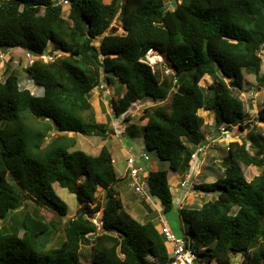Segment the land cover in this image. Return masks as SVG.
I'll list each match as a JSON object with an SVG mask.
<instances>
[{"label": "trees", "instance_id": "16d2710c", "mask_svg": "<svg viewBox=\"0 0 264 264\" xmlns=\"http://www.w3.org/2000/svg\"><path fill=\"white\" fill-rule=\"evenodd\" d=\"M69 2L66 20L54 0H0V48L39 54L52 44L65 54L25 68L43 89L41 96L21 88L15 74L0 81V220L12 222L0 226V264H81L85 244L93 251L92 264H169L161 227L140 223L124 209L108 148L96 156L71 150L76 141L67 134L102 139L114 134L97 122L89 96L102 78L108 83L115 78L125 88L120 98H110L115 118L128 122L132 106L149 101L141 117L145 148L173 172L187 173L189 145L204 142L199 111L214 113L216 124L227 130L247 128L241 125L245 113L237 93L243 92L245 74L264 85L258 55L264 48V0H182L172 9L165 0ZM117 14L121 35L111 27ZM149 49L163 56L173 78L144 62ZM205 76L212 80L207 87L200 85ZM258 120L264 121V107ZM50 131L55 136L49 142ZM125 132L136 137L132 124ZM246 144L230 142L222 176L194 187L216 194L213 200L179 210L199 264H231L238 253L249 264H264V170L250 181L244 175L250 166L264 169V154H251ZM145 182L162 213L170 212L167 172L151 171ZM53 185L78 201L63 226L44 214L20 211L30 200L67 217L68 206ZM99 190L105 192L104 204ZM99 211L103 227L97 232L89 219ZM60 231L63 239L54 247Z\"/></svg>", "mask_w": 264, "mask_h": 264}, {"label": "rangeland", "instance_id": "374dc122", "mask_svg": "<svg viewBox=\"0 0 264 264\" xmlns=\"http://www.w3.org/2000/svg\"><path fill=\"white\" fill-rule=\"evenodd\" d=\"M105 1L109 2V0ZM184 1L186 3L189 2V0ZM67 15L68 8H63V17L66 20ZM112 25V27L116 26V33L118 35L123 34V30L121 28L120 22L118 21V18L116 21H112ZM48 47L52 48L53 45L49 44ZM0 54L9 58V61L5 64V71L3 72V75L1 76L2 73L0 74V81L4 82L8 75L15 74L19 78L21 88H27L35 96H41L43 93V89L36 86L25 72L26 64L24 60V52L19 48H0ZM260 58L262 60V73H264V50H262ZM145 61L150 66H152L153 69H157L158 71L164 73V75L171 76L172 78L174 77L172 74L173 69L159 53L152 52V54L148 56V59ZM112 79V89L109 88L111 92L110 98L116 100L117 98H120L122 96L125 88L118 81L116 82L114 78ZM211 82L212 80L206 76L200 81V85L203 87H207ZM237 94L239 95V98L243 102L244 106L245 119L243 122H241L242 127H247L244 130H242L239 126H234L231 127L230 130H227L223 125L216 124V120L213 118L214 113L199 111V115L202 116L206 122V124L203 125L202 128L205 142H203V144L211 143V145L209 144L210 146L207 145L208 150L205 157L206 160L212 158L213 169L211 171H207L206 168H203L199 172V169H201V165L199 166L198 163L202 160V158L198 157L197 164L194 165L195 167H193V169H189V171L183 175L176 173L177 178L174 177L173 174H175V172H173L169 168L168 163L165 161H161L156 151H149L144 146L141 133L145 121H143L141 117L143 115L144 109L149 107L151 103L145 100L133 105L131 110L126 114V118L129 119V121L126 122L124 118H115L111 110L110 99H106L102 95V92L96 94L94 91H92L89 96V101L92 105L93 113L97 122L105 123L108 128L113 131L114 134L109 135L107 139H102L100 137L83 136L80 134L68 133L67 135H70V137L73 136L76 141L75 146L71 150H81L89 155L96 156L100 146L106 145L107 147L108 143H110V141L113 139V165L117 175L126 176L127 165L126 159L123 160V155L125 154L124 151L130 153V155L135 157L136 160L140 159L138 166L142 168L144 175H148L151 171L154 170V168L156 169L155 171L167 172L170 191L173 197V209L166 214H162V218L168 223V226L173 235L177 238L183 239L187 235V228L183 221L180 219L179 206H182V208L200 207L203 203L211 201L216 197V194L213 193L205 194L195 191L194 187L198 184L203 183L204 181H206L207 183L208 181L213 182L218 177L222 176V173L226 166L225 158L227 157L228 153V144L233 141L241 142L245 140L247 142L246 148L251 154H256L259 156L264 154V121L258 120V112L264 105V85H260L254 75L245 74L243 92ZM253 104L255 105V107L253 106ZM111 124H116L115 129ZM131 124L136 127V137L133 139L129 138L127 136V133L124 131V129ZM222 129L226 130V134L222 133ZM48 133V141L50 142L55 136V132L50 131ZM191 149L195 150V147H191ZM143 154L148 156L147 161H144L143 158H141ZM263 170L264 169H259L254 166L244 168V175L246 180L250 181L254 176L258 175ZM127 179L129 181V184H126L121 189L125 202L127 204L131 203L135 207H137L139 211L144 212L145 207H148L147 204L151 206L153 201H158L152 197L150 201H146V199L140 197L135 193L133 187L131 186L129 178ZM184 180H187L188 183L184 188H181L180 184ZM53 188L56 195L68 206L67 217L59 218L58 216L49 213V211L43 210L30 200L24 201L23 208L20 211H27L33 215L39 213L44 214L47 219L59 220L63 226L68 221V219L75 214L78 207V201L76 199V196L74 194H70L66 189L60 188L58 185H53ZM144 191L145 193H147L145 188ZM183 196L187 198V200L183 201ZM98 199L101 204H104L105 200H102V196L98 195ZM19 216L20 215L18 213L13 214V218H15V220H18ZM159 222L160 221H158L157 219L156 223ZM11 224V220H7L5 222H2L0 220V226H10ZM62 239L63 233L62 231H60L54 241L51 242V245L54 247L57 246ZM89 239H91V237ZM168 252L171 256L172 251L170 247L168 248ZM93 258L94 254L90 245H82L80 251L81 264H92ZM233 260L234 258H232V261ZM202 261L203 264H207L206 261ZM255 264L263 263L257 261L255 262Z\"/></svg>", "mask_w": 264, "mask_h": 264}, {"label": "built area", "instance_id": "2783aa9c", "mask_svg": "<svg viewBox=\"0 0 264 264\" xmlns=\"http://www.w3.org/2000/svg\"><path fill=\"white\" fill-rule=\"evenodd\" d=\"M56 4L62 6V7H69V0H54ZM165 3L169 6H172L174 3L180 4L181 0H165ZM117 20V19H116ZM115 20V21H116ZM111 26H113L111 24ZM153 52L152 49H150L147 52V56L150 55V53ZM262 50H260L259 55H261ZM65 54L59 50L47 48L44 52L39 54H33L31 52H24V60L26 63V66H32L35 62H42V63H50L53 62L61 57H63ZM0 60H7L6 57L2 54H0ZM99 90H103L106 97L111 96V93L109 89L105 86V83L103 81L100 82L98 86ZM116 124L113 125V128L115 129ZM225 131V132H224ZM222 133L226 134V130L222 129ZM207 154V145L202 146L199 145L195 152L191 155V164H196L198 157H201L204 159ZM144 161L148 160V156L143 154L141 156ZM139 159H135L133 156H128L126 158V165H127V171H126V177L129 178L131 182V186L133 187L136 194H138L140 197L146 199L148 201L150 199V196L148 193H145L144 188L146 189V183L145 178L146 175H144V172L141 167L138 166ZM187 180H184L181 182V188H184L187 184ZM101 212L95 213L89 220L92 222V224L95 226L97 232H100L102 230V222L100 220ZM161 233L164 236L166 240L167 248L170 247L172 251V255L170 256V263L169 264H199L198 257L193 251L191 247V241L188 238H177L173 235L170 228L164 224L161 220ZM231 264H249L245 260V255L238 253L234 260L231 262Z\"/></svg>", "mask_w": 264, "mask_h": 264}, {"label": "crops", "instance_id": "0c3cea01", "mask_svg": "<svg viewBox=\"0 0 264 264\" xmlns=\"http://www.w3.org/2000/svg\"><path fill=\"white\" fill-rule=\"evenodd\" d=\"M9 49H11V48H9ZM23 51V50H22ZM0 61H2V60H0ZM8 61H9V58H8ZM7 61V62H8ZM6 61H2V62H0V74H1V76L3 75V72L5 71V64L7 63ZM206 77V76H205ZM208 77V76H207ZM210 79V78H209ZM114 80L117 82V80L114 78ZM106 84L110 87V89H112L111 88V86L113 85V79L111 78V80H110V84H108V82L106 81ZM27 89V88H26ZM94 92L96 93V94H98L99 92L98 91H96V90H94ZM103 95V94H102ZM104 96V95H103ZM105 97V96H104ZM106 99H108V97H105ZM110 99V98H109ZM253 106L255 107V105L253 104ZM263 107H264V105H263ZM262 107V108H263ZM245 113V112H244ZM213 118L215 119V115L213 114ZM216 120V119H215ZM206 124V122H205V120H204V125ZM145 125V124H144ZM143 125V126H144ZM124 131H125V129H124ZM124 133V132H123ZM70 134V133H69ZM68 136H70V135H68ZM207 140V139H206ZM113 139L110 141V143H108V146H107V148H108V150L110 151V153H111V156H112V160H113V163H114V158H113V150H114V147H113ZM205 143V142H204ZM211 145V143H206V144H201L202 146H205V145H208V146H210ZM115 145V144H114ZM103 146V145H102ZM102 146H100V148H99V151H100V149H101V147ZM106 146V145H105ZM208 146H207V148H208ZM198 147V146H197ZM197 147H195V150H193L192 149V151L193 152H195L196 151V149H197ZM189 148H191V146L189 147ZM208 150V149H207ZM98 151V152H99ZM98 152H97V154H98ZM124 155H123V160H125L128 156H130V153H127L126 151H124ZM212 158H210V159H208V160H206V158L204 157V159H202L199 163H198V165L201 167V169H199V172H200V170H202L203 168H206V170L207 171H211L212 169H213V164H212ZM193 167H195L194 166V164H191L190 165V170L191 169H193ZM156 169L154 168V170L153 171H155ZM117 174V173H116ZM168 174V173H167ZM174 175V177H176L177 178V175H176V173L175 174H173ZM117 179H118V182H117V184L114 186V188H115V190L118 192V194H119V197H120V199H121V202H122V205H123V207H124V209L133 217V218H135L137 221H139L140 223H144V222H146V221H153V222H155L156 223V221H157V219H158V221H162L164 224H166L167 226H168V223L162 218V210H161V207H160V204H159V202L157 201H153V203L151 204V206L150 205H148L147 204V206L148 207H145V210H144V212H141V211H139V209L137 208V207H135L133 204H131V203H129V204H127L126 202H125V199H124V196H123V192H122V188L126 185V184H129V181H128V179L125 177V175L124 176H119V175H117ZM203 183H207L206 181H204ZM208 183H211V182H209L208 181ZM104 191H102V190H99V196H102V200L104 201ZM150 200H151V198H150ZM149 200V201H150ZM182 200L183 201H185V200H187V198H185L184 196L182 197ZM102 201V202H103ZM182 201V202H183ZM78 208V207H77ZM182 208V206H179V209H181ZM141 212V213H140ZM74 216V215H73ZM73 216H71V217H73ZM180 216V215H179ZM180 219H181V217H180ZM158 224V226L159 227H161V223L159 222V223H157ZM169 227V226H168ZM255 250H253L252 252H254ZM252 252H251V254H252ZM211 264H216V262L214 261V260H212L211 261Z\"/></svg>", "mask_w": 264, "mask_h": 264}, {"label": "clouds", "instance_id": "9594fccd", "mask_svg": "<svg viewBox=\"0 0 264 264\" xmlns=\"http://www.w3.org/2000/svg\"><path fill=\"white\" fill-rule=\"evenodd\" d=\"M181 2H182V0H181ZM174 4H177V3H174ZM165 5L167 6V7H166L167 9H172V8H173V6H169V5H167L166 3H165ZM177 5H179V4H177ZM63 8H64V7H63ZM65 8H66V7H65ZM68 10H69V7H68ZM117 18H118V14H117L116 17L114 18V21H115ZM118 21H119V18H118ZM119 22H120V21H119ZM120 24H121V23H120ZM111 27H112V26H111ZM112 28H116V26H115V27H112ZM122 30H123V29H122ZM115 34H117V33L115 32ZM117 35H118V34H117ZM48 46H49V45H48ZM48 46H47V48H49ZM47 48H46V49H47ZM52 49H54V48L52 47ZM21 50H22V49H21ZM149 50H150V49H149ZM149 50H148V51H149ZM152 50H153V49H152ZM261 50H264V48H262ZM148 51H147V52H148ZM23 52H25V51L23 50ZM153 52H156V51L153 50ZM259 52H260V51H259ZM156 53H158V52H156ZM151 54H152V52L150 53V55H151ZM150 55H149V56H150ZM258 55H259V53H258ZM259 57H261V55H259ZM6 59H7V60H2V61H6V62H7V61H8V57H6ZM147 59H148V56H147V53H146L145 58H144V62H146L145 60H147ZM146 63H147V62H146ZM25 64H26V63H25ZM26 67H27V66H26ZM101 81H103V82L105 83V86H106L108 89L110 88V87H108V85L106 84V80H105V78H102V79L100 80V82H101ZM100 82H99V84H100ZM108 84H110V83H108ZM174 84H175V81H174ZM98 86H99V85H98ZM95 90L98 91V92L103 91V90H99L98 87L95 88ZM173 90H174V89H173ZM93 91H94V90H93ZM109 91H110V90H109ZM110 93H111V92H110ZM103 95L105 96L104 91H103ZM105 97H106V96H105ZM108 98H109V97H108ZM111 125H112V127H113L114 124H111ZM200 145H201V144H200ZM198 146H199V145H198ZM139 160H140V159H139ZM196 164H197V163H196ZM190 165H191V163H190ZM194 165H195V163H194ZM125 177H126V176H125ZM146 177H147V175H146ZM126 178H127V177H126ZM145 179H146V178H145ZM145 183H146V182H145ZM146 192L148 193V191H147V184H146ZM149 196H150V195H149ZM150 198H151V196H150ZM149 200H150V199H149ZM100 212H101V211H100ZM101 213H102V212H101ZM185 238H186V237H185ZM234 258H235V257H234ZM210 264H211V263H210Z\"/></svg>", "mask_w": 264, "mask_h": 264}, {"label": "bare ground", "instance_id": "6f19581e", "mask_svg": "<svg viewBox=\"0 0 264 264\" xmlns=\"http://www.w3.org/2000/svg\"><path fill=\"white\" fill-rule=\"evenodd\" d=\"M158 57V56H157ZM154 58H156V57H154Z\"/></svg>", "mask_w": 264, "mask_h": 264}]
</instances>
